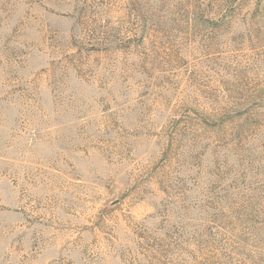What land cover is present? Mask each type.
Returning a JSON list of instances; mask_svg holds the SVG:
<instances>
[{"label":"rangeland","instance_id":"1","mask_svg":"<svg viewBox=\"0 0 264 264\" xmlns=\"http://www.w3.org/2000/svg\"><path fill=\"white\" fill-rule=\"evenodd\" d=\"M0 264H264V0H0Z\"/></svg>","mask_w":264,"mask_h":264}]
</instances>
